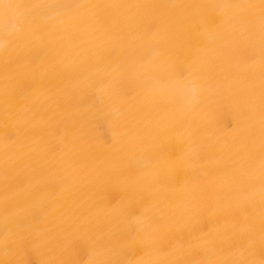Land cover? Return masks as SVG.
<instances>
[{
	"label": "bare ground",
	"instance_id": "obj_1",
	"mask_svg": "<svg viewBox=\"0 0 264 264\" xmlns=\"http://www.w3.org/2000/svg\"><path fill=\"white\" fill-rule=\"evenodd\" d=\"M0 264H264V0H0Z\"/></svg>",
	"mask_w": 264,
	"mask_h": 264
}]
</instances>
